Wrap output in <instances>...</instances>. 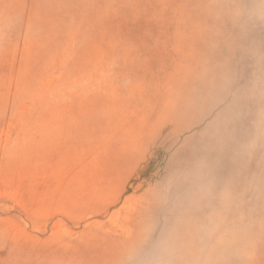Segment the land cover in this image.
Segmentation results:
<instances>
[{
    "label": "rangeland",
    "instance_id": "374dc122",
    "mask_svg": "<svg viewBox=\"0 0 264 264\" xmlns=\"http://www.w3.org/2000/svg\"><path fill=\"white\" fill-rule=\"evenodd\" d=\"M0 264H264V0H0Z\"/></svg>",
    "mask_w": 264,
    "mask_h": 264
}]
</instances>
